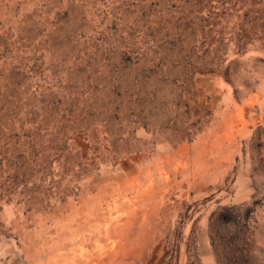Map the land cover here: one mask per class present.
Listing matches in <instances>:
<instances>
[{
	"label": "rangeland",
	"instance_id": "obj_1",
	"mask_svg": "<svg viewBox=\"0 0 264 264\" xmlns=\"http://www.w3.org/2000/svg\"><path fill=\"white\" fill-rule=\"evenodd\" d=\"M224 210L264 264V0H0V264H232Z\"/></svg>",
	"mask_w": 264,
	"mask_h": 264
},
{
	"label": "trees",
	"instance_id": "obj_2",
	"mask_svg": "<svg viewBox=\"0 0 264 264\" xmlns=\"http://www.w3.org/2000/svg\"><path fill=\"white\" fill-rule=\"evenodd\" d=\"M227 212H230L229 210H224L223 214L220 216L219 222L221 225L224 226L225 230L227 229L226 227V222L231 223L232 225L236 224H241V215H236L235 217H231L227 215ZM216 223V224H219ZM226 234L229 237L228 245H229V250L232 252V264H246L244 261V258L248 255V250L244 249L246 246V242L248 240V237L246 234H244L243 239H239L238 236L230 235L232 234L229 230H226ZM243 245V246H242ZM242 246V248H240ZM246 254V255H245ZM245 256V257H244Z\"/></svg>",
	"mask_w": 264,
	"mask_h": 264
}]
</instances>
